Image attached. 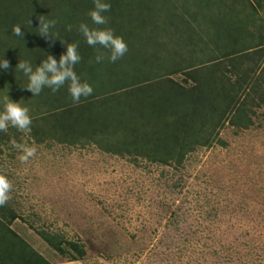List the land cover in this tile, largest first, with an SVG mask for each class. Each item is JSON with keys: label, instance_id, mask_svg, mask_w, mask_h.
<instances>
[{"label": "trees", "instance_id": "trees-1", "mask_svg": "<svg viewBox=\"0 0 264 264\" xmlns=\"http://www.w3.org/2000/svg\"><path fill=\"white\" fill-rule=\"evenodd\" d=\"M226 1L233 2L231 11L224 10ZM109 2L108 24L95 26L88 16L93 0H0V59L6 54L14 70L19 59L36 66L49 53L59 58L66 51L61 42L36 34L38 16L46 15L57 21L58 39L79 42L82 60L75 71L94 89L75 104L67 85L32 97L19 86L27 83L22 73L0 74V95L9 93L32 117L27 136L12 127L0 132V156L13 148V139L26 137L37 144H94L135 162L145 158L179 167L196 146L210 147L226 123L240 130L254 124L264 105V0ZM161 21L165 35L155 31L162 29ZM81 22L111 28L128 51L115 63H96V49L76 30ZM17 24L25 39L12 34ZM20 216L9 201L0 206V264H53L12 228ZM37 233L62 257L86 256L82 243L62 233Z\"/></svg>", "mask_w": 264, "mask_h": 264}, {"label": "rangeland", "instance_id": "rangeland-1", "mask_svg": "<svg viewBox=\"0 0 264 264\" xmlns=\"http://www.w3.org/2000/svg\"><path fill=\"white\" fill-rule=\"evenodd\" d=\"M257 115L248 129L226 123L179 167L24 137L37 148L28 161L15 148L0 156L21 215L12 228L53 264H264V105ZM38 229L82 243L85 258L57 254Z\"/></svg>", "mask_w": 264, "mask_h": 264}, {"label": "clouds", "instance_id": "clouds-1", "mask_svg": "<svg viewBox=\"0 0 264 264\" xmlns=\"http://www.w3.org/2000/svg\"><path fill=\"white\" fill-rule=\"evenodd\" d=\"M94 7L88 12L92 25L105 26L109 22L106 13L111 11L109 0H93ZM39 26L36 34L50 41H60L65 47L59 58L49 53L39 64L33 66L28 60L19 59L18 64L12 69L10 61L6 58L0 59V74L14 71L23 74L27 78V83L18 82L21 89L27 90L32 97L39 96L41 92L48 88L53 93L59 91L65 85L72 98L73 103L79 104L81 98H87L93 94V87L87 81H82L75 71L76 66L81 62L82 57L79 53V42L66 43L58 39L55 30L57 21L48 19L46 15L38 16ZM32 23V21L30 20ZM68 31L73 30L72 25L67 26ZM84 38L85 42L96 49L95 62L102 63L105 60L115 63L122 58L128 51V46L123 37L115 34L114 30L107 27H93L87 22H81L76 29ZM12 34L16 37L25 39V31L21 25L12 27ZM11 48V47H10ZM104 50H107V54ZM17 79V78H16ZM32 117L29 108L20 101H14L9 93L0 95V132H7L9 127L15 128L27 136L31 133ZM13 148L19 153V159L23 162L33 157L37 151L34 145H30L25 139L23 142L11 141ZM12 185L5 175H0V206H3L10 198L9 193Z\"/></svg>", "mask_w": 264, "mask_h": 264}]
</instances>
